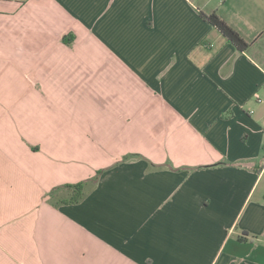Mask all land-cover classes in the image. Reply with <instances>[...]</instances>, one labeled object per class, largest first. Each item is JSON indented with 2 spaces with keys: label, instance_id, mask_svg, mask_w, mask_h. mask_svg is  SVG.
<instances>
[{
  "label": "crops",
  "instance_id": "0c3cea01",
  "mask_svg": "<svg viewBox=\"0 0 264 264\" xmlns=\"http://www.w3.org/2000/svg\"><path fill=\"white\" fill-rule=\"evenodd\" d=\"M0 264H264V0H0Z\"/></svg>",
  "mask_w": 264,
  "mask_h": 264
},
{
  "label": "trees",
  "instance_id": "16d2710c",
  "mask_svg": "<svg viewBox=\"0 0 264 264\" xmlns=\"http://www.w3.org/2000/svg\"><path fill=\"white\" fill-rule=\"evenodd\" d=\"M201 17L216 30L229 44L235 47L237 51L244 52L248 44L228 25H226L223 21H221L214 13L208 16H204L201 14ZM63 42L65 44H69L71 39L63 38ZM131 158H138L136 155H130L123 158L122 161H127ZM220 165L215 164L210 167H216ZM151 170L160 169L162 167H155L150 164ZM153 168V169H152ZM102 172H97V174L90 180L80 182L75 185H65L62 187H58L53 189V191L49 194V197L56 196L59 192L60 195H63V199H61L62 204L73 205L80 203L95 187L97 184V180Z\"/></svg>",
  "mask_w": 264,
  "mask_h": 264
}]
</instances>
